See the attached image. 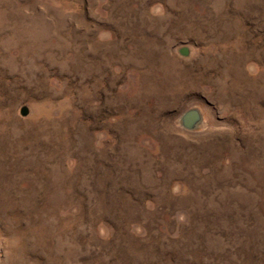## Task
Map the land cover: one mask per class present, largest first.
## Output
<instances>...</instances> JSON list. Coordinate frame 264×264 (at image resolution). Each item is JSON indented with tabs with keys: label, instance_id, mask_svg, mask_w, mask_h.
<instances>
[{
	"label": "rangeland",
	"instance_id": "1",
	"mask_svg": "<svg viewBox=\"0 0 264 264\" xmlns=\"http://www.w3.org/2000/svg\"><path fill=\"white\" fill-rule=\"evenodd\" d=\"M0 264H264V0H0Z\"/></svg>",
	"mask_w": 264,
	"mask_h": 264
},
{
	"label": "water",
	"instance_id": "2",
	"mask_svg": "<svg viewBox=\"0 0 264 264\" xmlns=\"http://www.w3.org/2000/svg\"><path fill=\"white\" fill-rule=\"evenodd\" d=\"M25 114H26V110L23 109L21 111V115H25ZM199 120H200L199 113L194 109L184 112L180 117L181 126L186 130L193 129L196 126V124L199 122Z\"/></svg>",
	"mask_w": 264,
	"mask_h": 264
},
{
	"label": "bare ground",
	"instance_id": "3",
	"mask_svg": "<svg viewBox=\"0 0 264 264\" xmlns=\"http://www.w3.org/2000/svg\"><path fill=\"white\" fill-rule=\"evenodd\" d=\"M13 23H14V22H13ZM160 63H161V62H160ZM160 63H159V64H160ZM166 69H167V68H166ZM4 123H5V122H4Z\"/></svg>",
	"mask_w": 264,
	"mask_h": 264
}]
</instances>
